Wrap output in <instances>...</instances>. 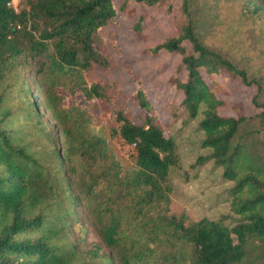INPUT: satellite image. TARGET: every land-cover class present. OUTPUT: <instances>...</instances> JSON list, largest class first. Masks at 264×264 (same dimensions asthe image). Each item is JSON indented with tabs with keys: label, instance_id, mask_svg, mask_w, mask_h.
I'll return each mask as SVG.
<instances>
[{
	"label": "trees",
	"instance_id": "1",
	"mask_svg": "<svg viewBox=\"0 0 264 264\" xmlns=\"http://www.w3.org/2000/svg\"><path fill=\"white\" fill-rule=\"evenodd\" d=\"M9 1L0 0V264H246L255 248L264 249V166L233 143L255 121L264 147V64L251 69L236 50L255 42L264 54V0L254 6L256 17L242 0H178L176 33L147 50L180 55L177 70L185 79L170 80L183 94L187 121L201 115V147L210 149L195 163L213 160L234 182L229 212L240 217L232 220L171 212L170 171L179 157L141 87L130 96L145 111L139 123L124 106L112 108V134L134 145L128 168L85 105L112 101V83L85 77L96 65L112 66L100 29L118 11L134 13L130 1L170 12L172 0H28L18 13ZM142 20L137 15L132 25L138 33ZM16 68L34 71L33 88L27 78L16 85L5 79ZM215 76L254 86L260 111L221 115L223 85ZM81 207L110 255L79 252L71 233L78 230L83 240L87 232ZM255 259L264 264V250Z\"/></svg>",
	"mask_w": 264,
	"mask_h": 264
},
{
	"label": "rangeland",
	"instance_id": "2",
	"mask_svg": "<svg viewBox=\"0 0 264 264\" xmlns=\"http://www.w3.org/2000/svg\"><path fill=\"white\" fill-rule=\"evenodd\" d=\"M114 2L117 5V0ZM171 2L173 9L169 12L162 7L130 1L128 5L133 8L134 13L118 11L114 22L100 29L101 47L111 56L112 66L106 68L96 65L91 72L85 74V77L87 80L100 78L112 83V89L109 90L112 101L108 103L86 100L85 105L97 114L94 124L102 129L101 135L112 145L123 168H128L131 163L130 148L125 145L122 138L112 134V128L117 125L112 108L115 105L124 106L131 114L132 120L139 123V114L145 111L141 110L130 96L138 87H141L151 104L150 113L155 116L165 135L174 138L179 157V164L170 171L173 184V190L170 193L171 212L175 215L183 212L192 219L204 216L216 219L220 215H227V220L238 219L240 214L229 212L228 190L234 182L223 178V168L215 164L213 160L195 163L198 156L206 155L210 149L201 147L203 134L197 131V123L201 115L187 121L188 116L183 113V107L180 106L183 94L170 80L174 74H177L180 80L185 79V72L177 70L180 55L165 51L158 54L147 51L148 48L165 41L177 31L180 2L178 0ZM256 4L262 7L261 0H242V5L249 11L248 14L255 17L257 15L252 14V11ZM237 11V7H234L231 13L235 14ZM137 15L143 16L140 33L132 28ZM248 36L250 39V34ZM251 40L254 38L252 37ZM236 50L243 58V63L251 69L257 70L263 66V46L255 45V42H246ZM204 77L211 85V81L205 74ZM22 78L28 79L31 88L38 79L30 68L24 70L16 68L9 72L5 79L11 85H16ZM215 79L223 85V91L218 92L219 98L224 101V105L218 108L221 115L249 116L260 111L252 103V97L256 92L254 86H246L238 78L215 76ZM112 92H115L114 95ZM38 100H41L40 96ZM40 114L42 119L49 120L42 108H40ZM59 140L62 141V137ZM237 142L244 145L247 151L256 157L258 163L264 166V147L261 132L255 121L244 124L240 128L233 140V143ZM78 217L79 220L83 218L84 226L87 228L83 240L78 230L71 233V238L79 240L77 246L79 252L88 255V252L96 250L100 255H110V250L89 224L83 207L79 209ZM256 243L260 242L256 241ZM263 250L261 245L255 248L250 253L246 264H259V260L255 257L259 256Z\"/></svg>",
	"mask_w": 264,
	"mask_h": 264
},
{
	"label": "built area",
	"instance_id": "3",
	"mask_svg": "<svg viewBox=\"0 0 264 264\" xmlns=\"http://www.w3.org/2000/svg\"><path fill=\"white\" fill-rule=\"evenodd\" d=\"M28 0H10L8 3H7V6L9 8H11L15 13H18L20 12V10L23 8L24 4L27 2ZM124 142V140H123ZM125 145L130 148L131 152L133 151V146L134 145H129L127 144L126 142H124ZM129 150V154L131 153Z\"/></svg>",
	"mask_w": 264,
	"mask_h": 264
}]
</instances>
